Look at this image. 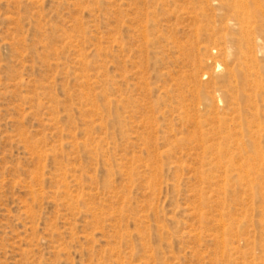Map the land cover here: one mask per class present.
<instances>
[{"label":"rangeland","instance_id":"rangeland-1","mask_svg":"<svg viewBox=\"0 0 264 264\" xmlns=\"http://www.w3.org/2000/svg\"><path fill=\"white\" fill-rule=\"evenodd\" d=\"M238 2L0 0V264H264Z\"/></svg>","mask_w":264,"mask_h":264},{"label":"bare ground","instance_id":"bare-ground-1","mask_svg":"<svg viewBox=\"0 0 264 264\" xmlns=\"http://www.w3.org/2000/svg\"><path fill=\"white\" fill-rule=\"evenodd\" d=\"M239 1L236 5L237 7L242 11L244 12V15L248 12L250 17L252 16L254 19H257V20H261L262 22H264V7H262V5L259 4V2L257 3L255 0V3H253V7L251 8L250 7V4H248L247 1L245 0H237ZM247 17V16H245ZM241 18L238 19L241 20V22H244V18Z\"/></svg>","mask_w":264,"mask_h":264}]
</instances>
